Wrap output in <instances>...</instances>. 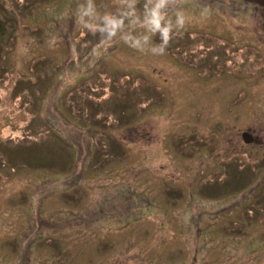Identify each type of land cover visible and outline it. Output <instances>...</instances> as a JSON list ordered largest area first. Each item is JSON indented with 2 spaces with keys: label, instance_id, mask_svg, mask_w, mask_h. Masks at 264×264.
<instances>
[{
  "label": "rangeland",
  "instance_id": "1",
  "mask_svg": "<svg viewBox=\"0 0 264 264\" xmlns=\"http://www.w3.org/2000/svg\"><path fill=\"white\" fill-rule=\"evenodd\" d=\"M83 2L0 0V264H264V0H190L164 55Z\"/></svg>",
  "mask_w": 264,
  "mask_h": 264
},
{
  "label": "clouds",
  "instance_id": "2",
  "mask_svg": "<svg viewBox=\"0 0 264 264\" xmlns=\"http://www.w3.org/2000/svg\"><path fill=\"white\" fill-rule=\"evenodd\" d=\"M22 2V0H21ZM190 0H114L116 11L101 12L95 0H84L77 6V22L93 34L99 33L102 42L119 37L136 51L164 55L171 41L192 23L191 14L184 5ZM204 8L201 16L208 14ZM139 28L142 31L137 32ZM159 37V43L154 38Z\"/></svg>",
  "mask_w": 264,
  "mask_h": 264
},
{
  "label": "flooded vegetation",
  "instance_id": "3",
  "mask_svg": "<svg viewBox=\"0 0 264 264\" xmlns=\"http://www.w3.org/2000/svg\"><path fill=\"white\" fill-rule=\"evenodd\" d=\"M247 46H249V45H247ZM70 61H71V59H67V58L65 59L66 63H69ZM260 127H262V125H260ZM249 132L253 136L252 141H251L252 143H256V144H260V142L264 143V134L262 135L261 134L262 132H260L259 135H256V134H254V132H251V131H249ZM241 133H244V132L242 131ZM241 136H242V134H241Z\"/></svg>",
  "mask_w": 264,
  "mask_h": 264
},
{
  "label": "water",
  "instance_id": "4",
  "mask_svg": "<svg viewBox=\"0 0 264 264\" xmlns=\"http://www.w3.org/2000/svg\"><path fill=\"white\" fill-rule=\"evenodd\" d=\"M3 28V23H2V21L0 20V30ZM242 136H243V141L245 142V143H248V142H250L252 139V136L250 135V133L248 132H244V133H242Z\"/></svg>",
  "mask_w": 264,
  "mask_h": 264
}]
</instances>
